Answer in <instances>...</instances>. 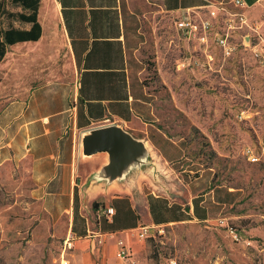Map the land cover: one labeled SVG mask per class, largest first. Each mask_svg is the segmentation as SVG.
I'll use <instances>...</instances> for the list:
<instances>
[{
	"label": "crops",
	"instance_id": "1",
	"mask_svg": "<svg viewBox=\"0 0 264 264\" xmlns=\"http://www.w3.org/2000/svg\"><path fill=\"white\" fill-rule=\"evenodd\" d=\"M240 1L248 25L264 37V0ZM205 2L40 1L41 37L19 43L18 92L0 108V160H27L33 199L50 217L68 218L72 264H123L119 241L133 256L145 247L137 236L141 226L183 221L186 212L176 202L187 185L138 133L145 74L155 61L164 70L171 42L178 51L188 48L175 19L183 12L203 14ZM109 125L145 149L115 179L105 173L108 153L86 156L82 146L90 130ZM94 202L101 206L92 209ZM195 207L192 202L196 217Z\"/></svg>",
	"mask_w": 264,
	"mask_h": 264
},
{
	"label": "rangeland",
	"instance_id": "2",
	"mask_svg": "<svg viewBox=\"0 0 264 264\" xmlns=\"http://www.w3.org/2000/svg\"><path fill=\"white\" fill-rule=\"evenodd\" d=\"M3 9L21 12L0 0L2 29L28 27L5 19ZM217 26L226 28L223 21ZM250 27L234 31L226 56L182 36L188 48L178 51L171 42L164 70L155 61L145 74L138 134L187 185L176 202L186 214L150 228L144 249L123 264H264V37ZM18 46L0 61V108L18 92ZM32 188L27 160H0V264H72L64 244L68 218L50 217Z\"/></svg>",
	"mask_w": 264,
	"mask_h": 264
},
{
	"label": "built area",
	"instance_id": "3",
	"mask_svg": "<svg viewBox=\"0 0 264 264\" xmlns=\"http://www.w3.org/2000/svg\"><path fill=\"white\" fill-rule=\"evenodd\" d=\"M205 12L203 14L193 12H183L178 18L175 19V27L183 33V36L189 41L194 42L199 47H214L218 48L226 56L233 52L234 46L232 45L234 31L242 30L244 27L249 26L245 17L238 12H231L227 5L234 8L242 9L243 3L240 0H227V1H212L206 0ZM223 21L226 28H219L217 25ZM259 38L261 36L250 27ZM252 162L258 159L254 156L250 158ZM108 216H112L114 211L112 208L106 210ZM150 231L149 227L141 226L138 229L137 236L140 240H144ZM234 239H237L235 230L229 229ZM71 248V241L67 238L64 241ZM117 256L121 260L130 258L131 252L126 245L118 242ZM176 264L174 260L169 262Z\"/></svg>",
	"mask_w": 264,
	"mask_h": 264
},
{
	"label": "water",
	"instance_id": "4",
	"mask_svg": "<svg viewBox=\"0 0 264 264\" xmlns=\"http://www.w3.org/2000/svg\"><path fill=\"white\" fill-rule=\"evenodd\" d=\"M83 154L90 156L99 152L109 155L105 173L115 179L132 163L139 162L145 154L144 145L116 125L94 128L82 139Z\"/></svg>",
	"mask_w": 264,
	"mask_h": 264
},
{
	"label": "trees",
	"instance_id": "5",
	"mask_svg": "<svg viewBox=\"0 0 264 264\" xmlns=\"http://www.w3.org/2000/svg\"><path fill=\"white\" fill-rule=\"evenodd\" d=\"M10 4L21 9V12L13 13L3 9V17L24 24L26 28L8 27L1 28L0 24V61L5 56L7 49L18 43L36 42L40 39L42 28L38 21V9L41 0H9ZM100 203L94 202L91 207L97 209Z\"/></svg>",
	"mask_w": 264,
	"mask_h": 264
}]
</instances>
